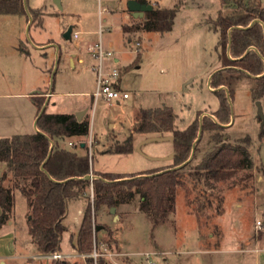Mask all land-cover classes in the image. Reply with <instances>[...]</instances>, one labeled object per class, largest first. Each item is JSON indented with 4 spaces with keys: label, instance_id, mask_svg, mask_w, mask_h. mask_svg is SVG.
<instances>
[{
    "label": "rangeland",
    "instance_id": "374dc122",
    "mask_svg": "<svg viewBox=\"0 0 264 264\" xmlns=\"http://www.w3.org/2000/svg\"><path fill=\"white\" fill-rule=\"evenodd\" d=\"M58 1L61 9L54 0H28V3L32 8L47 5L48 15L44 19L52 29L64 20L66 26L74 25L76 30L92 33L88 37L97 40V31L102 26L105 46L109 40L116 44L113 57L120 58L117 67L121 71L122 88L130 94V99L120 106L100 102L94 110L89 103L90 136L85 142L91 167L103 173L139 174L169 165L172 160L151 158L171 156L172 142L143 144L141 151L137 149L147 137L158 134H135L133 154H105V150L130 134L141 109L173 108L178 116L176 127L185 130L198 113L204 118L219 108V99L208 80L223 67L219 59V35L210 23L218 18L222 0H142L160 9L178 8L174 27L166 34L123 33V24L135 25L140 19L132 17L129 11L132 0ZM54 12L60 14V19L50 16ZM28 23L27 15H0V45L28 46L38 25L30 27ZM73 41L69 45L74 46ZM253 87L252 78H244L238 84L231 101L234 114L231 123L234 121L223 131L231 143L250 138L249 149L255 163L253 178L246 180V172L241 171L224 182L203 179L195 184L186 179L178 189L175 215L154 229L149 216L140 210L138 198L115 208L113 213L112 208L97 211L93 224L102 228L96 231L95 247L104 254L98 257L97 264H146V253L157 264H264V174L261 171L264 139L259 137L264 118L251 96ZM66 91L70 90H61ZM69 100L72 99H64L65 103L54 111L63 113L70 109ZM260 101L264 113V99ZM213 134L202 133L189 163L191 168L217 148L211 139ZM90 137L93 143L89 147ZM78 141L74 139L75 143ZM76 149L81 152L80 147ZM91 199L92 190L87 196L69 200L64 219L68 230L61 243L63 258L54 260L52 255H42L34 245L28 233V202L20 191H15L13 224L0 228V264H93L90 254L83 258L72 246V236L77 234Z\"/></svg>",
    "mask_w": 264,
    "mask_h": 264
},
{
    "label": "trees",
    "instance_id": "16d2710c",
    "mask_svg": "<svg viewBox=\"0 0 264 264\" xmlns=\"http://www.w3.org/2000/svg\"><path fill=\"white\" fill-rule=\"evenodd\" d=\"M28 8L33 24H41L43 9L33 10L29 5ZM177 13V7H154L137 24H124L122 31L170 33ZM0 15H27L25 3L0 0ZM218 15L216 20H210L211 29L219 35V59L223 66L210 78V87L216 90L220 102L212 113L215 120L211 116L201 118L203 114L198 113L185 130H179L173 108L141 109L130 134L123 142L116 141L107 148L112 154H131L135 151V134L170 135L174 157L169 165L139 174L99 173L91 167L86 144L83 148L78 146L81 152L77 147L67 146L74 139L85 142L89 138L90 118L85 116L79 120L75 114L46 111L40 115L45 99H34L38 108V131L0 139V164L4 166L0 174V228L14 221L15 191H20L28 202V233L37 250L42 255L60 253L63 235L68 230L64 219L69 200L87 196L92 190V201L82 215L77 234L72 236L75 250L91 254L98 227L93 220L103 208H118L138 198L140 210L149 216L154 229L175 215L178 189L186 179L195 184L203 179L224 182L241 171L246 172V180L252 179L255 163L249 149L250 138L231 143L223 131L233 118L231 101L244 78L254 80L253 100L264 99V4L261 0H222ZM200 129L214 132L211 139L217 148L191 168L186 163ZM262 129L260 139H264V126ZM261 171L264 174V168ZM91 174L95 177L91 182L84 179ZM218 212L224 214L221 208Z\"/></svg>",
    "mask_w": 264,
    "mask_h": 264
},
{
    "label": "crops",
    "instance_id": "0c3cea01",
    "mask_svg": "<svg viewBox=\"0 0 264 264\" xmlns=\"http://www.w3.org/2000/svg\"><path fill=\"white\" fill-rule=\"evenodd\" d=\"M45 6L47 5L33 8L29 7L33 10L43 9L44 11ZM46 15H48L47 9H45L43 14V22L35 26L33 35L30 37L31 42L28 46H20L19 44L13 43L0 45V139H7L15 135L32 134L38 131V108L34 99H39L40 97L45 99V111L49 114L60 113L54 110L59 104H64V99L67 98L72 99L69 100L70 109L60 114L76 115L77 113L84 112V118L89 113V103L94 108L92 94L97 87L96 73L94 70L97 61L87 49L88 46L96 44L100 40L105 46L103 28L102 36L99 34V27L97 31L99 39L93 40L88 37L92 33H83L82 31L76 30L74 25H71L73 27L72 33L78 32L80 35L77 41L71 37L70 41L74 40V46H72L69 45L70 41L64 38V33L69 28V26L65 25V21L62 20L60 25L52 29L51 27H47L45 23L46 20L44 18ZM50 16H55L59 19L61 17L58 12L50 13ZM32 26L33 24L30 27ZM128 41L131 43L132 39H128ZM105 47L114 52L116 44L109 40L106 42ZM105 60V67L108 71L113 68H118L117 66L121 62L117 56L113 59ZM120 87L122 88V83ZM63 89H69L70 91L61 92ZM129 99L130 96L126 100ZM100 102L103 101H99L97 106ZM122 102L113 105L120 106ZM25 109L27 113H25ZM123 140L117 141L123 142ZM69 143L74 144L75 142H68V147ZM107 153L109 152L105 150V154ZM161 167L163 166L157 168ZM157 168L143 171L155 170ZM3 170L4 166L0 164V174ZM97 172L103 173L100 171ZM259 179L261 180V177ZM10 224H13V221L9 222L8 225Z\"/></svg>",
    "mask_w": 264,
    "mask_h": 264
},
{
    "label": "built area",
    "instance_id": "2783aa9c",
    "mask_svg": "<svg viewBox=\"0 0 264 264\" xmlns=\"http://www.w3.org/2000/svg\"><path fill=\"white\" fill-rule=\"evenodd\" d=\"M99 34L102 36V26H100ZM72 37L75 41L79 40L80 35L78 32H73ZM139 43H137V46ZM137 52H140L139 48L137 49ZM87 51L91 53L93 58L97 61V64L95 65V73H96V90L92 94L93 100H94V110L96 109V106L99 101L107 102V103H119L123 100H126L129 98L130 94L129 92L123 90L120 87V79H121V72L118 68H113L111 70H107L105 67V59H113L114 52L110 49H106L103 45L102 41L100 40L96 44L88 46ZM83 141H79L78 143H69V147H78L80 146ZM89 147L92 145L93 140L92 137L88 140ZM87 145V144H86ZM261 222L258 221L257 226H260ZM96 242L93 247V252L90 254V258L94 259L93 264H97L98 257L104 255L98 252V249L95 247ZM113 254L111 253L110 256ZM81 257L86 258V254H80ZM145 256L147 257L146 264H157L153 260H151V254L146 253ZM54 260H60L63 258V255L60 253L52 255Z\"/></svg>",
    "mask_w": 264,
    "mask_h": 264
},
{
    "label": "water",
    "instance_id": "95a60500",
    "mask_svg": "<svg viewBox=\"0 0 264 264\" xmlns=\"http://www.w3.org/2000/svg\"><path fill=\"white\" fill-rule=\"evenodd\" d=\"M54 2L59 6L60 9L62 8L61 2H59L58 0H54ZM261 2L264 3V0H261ZM23 3H25L26 12H27L28 18L30 20L29 26H31L33 24V19H32L31 15H30V12H29L27 0H23ZM153 8H154L153 5H150V4L141 2L139 0H132V1L129 2V11H130L132 17H134L135 19H137V18H143L144 17V14L146 12L152 11ZM257 22H259V21H257ZM72 31H73V27L71 26L64 33V38L67 41H70L71 40V37H72L71 33H72ZM250 50H251V48L248 51H250ZM210 82L211 81L209 80V86H210ZM224 89L226 90V92L228 94V90L226 88H224ZM231 105H232V103H231ZM257 107H258V113L262 116V118H264V113H262L261 101H257ZM44 111H45V107L41 110L40 115ZM84 114H85L84 112L77 113L76 114V117H78L79 120H82ZM209 116H211L215 120V118L212 115H209ZM233 121H234V119H233ZM233 121H232V123H233ZM224 127L227 128L229 126L226 125ZM202 133H203V131L200 129L199 136H198L197 140L195 141V143L193 144V147H192L193 148V151H192L191 157H190L189 161L186 164H189L190 161L192 160V158L194 157V154L196 152V145H197L198 141L201 139ZM164 141L173 142V137L172 136H156V137H150V138H147L142 144H140V146L137 149H139V151H141L140 148H141V146L143 144H150V143H157V142H164ZM83 147H85V143H82L81 144V148H83ZM173 157H174V153L171 156L167 157V158H159V157H157V158H151V159L152 160H167V161H170V160H173ZM94 178L95 177L93 176V174H91V175L86 176L84 179L91 182V180H93ZM111 211L113 213L115 211V208H112ZM101 228H102L101 226H98L95 229V231H98Z\"/></svg>",
    "mask_w": 264,
    "mask_h": 264
}]
</instances>
